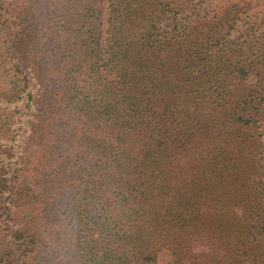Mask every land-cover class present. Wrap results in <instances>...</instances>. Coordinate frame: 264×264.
<instances>
[{"label":"trees","instance_id":"16d2710c","mask_svg":"<svg viewBox=\"0 0 264 264\" xmlns=\"http://www.w3.org/2000/svg\"><path fill=\"white\" fill-rule=\"evenodd\" d=\"M253 4L0 0V264H264Z\"/></svg>","mask_w":264,"mask_h":264},{"label":"rangeland","instance_id":"374dc122","mask_svg":"<svg viewBox=\"0 0 264 264\" xmlns=\"http://www.w3.org/2000/svg\"><path fill=\"white\" fill-rule=\"evenodd\" d=\"M198 0H187V5H194L196 4ZM209 5H210V8L214 9V8H224L225 6H227L228 4H230L231 2H236V1H241V0H206ZM256 2H259V4H256ZM253 6H255L250 12H255L256 10L258 9H264V0H253ZM244 17V16H242ZM241 23H244V20H240ZM2 57V56H1ZM8 61L9 63H12V61H10V59L8 58ZM3 69H7L6 71V75L9 74L12 72L11 69H12V66H8V65H3ZM8 72V73H7ZM14 73V72H12ZM10 78L11 77H7V80L10 81ZM11 81H13V78H11ZM12 84V83H11ZM5 89V91L8 90V87L7 86H3ZM3 90V93L5 92ZM3 101L0 100V104L2 103ZM7 133L6 132H0V137H3L5 136ZM3 139V138H2ZM4 139H10L9 136H5ZM9 144H11V142H7ZM162 257L160 258L158 264H174L173 261H171L170 257L169 256H164L163 254L161 255Z\"/></svg>","mask_w":264,"mask_h":264}]
</instances>
